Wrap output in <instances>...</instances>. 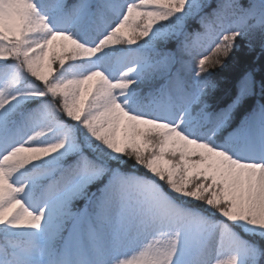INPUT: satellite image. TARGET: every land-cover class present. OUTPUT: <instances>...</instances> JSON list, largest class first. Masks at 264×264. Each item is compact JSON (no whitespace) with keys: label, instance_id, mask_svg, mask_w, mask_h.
I'll return each mask as SVG.
<instances>
[{"label":"snow or ice","instance_id":"snow-or-ice-1","mask_svg":"<svg viewBox=\"0 0 264 264\" xmlns=\"http://www.w3.org/2000/svg\"><path fill=\"white\" fill-rule=\"evenodd\" d=\"M0 264H264V0H0Z\"/></svg>","mask_w":264,"mask_h":264}]
</instances>
